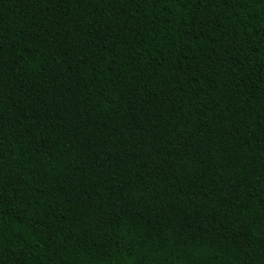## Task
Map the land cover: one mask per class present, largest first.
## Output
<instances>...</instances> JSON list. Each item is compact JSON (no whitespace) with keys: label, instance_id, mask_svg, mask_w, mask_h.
Segmentation results:
<instances>
[{"label":"trees","instance_id":"trees-1","mask_svg":"<svg viewBox=\"0 0 264 264\" xmlns=\"http://www.w3.org/2000/svg\"><path fill=\"white\" fill-rule=\"evenodd\" d=\"M0 264H264V0H0Z\"/></svg>","mask_w":264,"mask_h":264}]
</instances>
